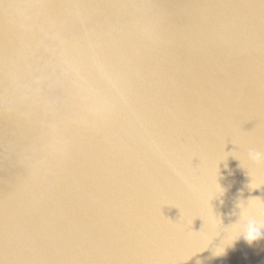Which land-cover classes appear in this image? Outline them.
I'll return each mask as SVG.
<instances>
[{
    "label": "water",
    "instance_id": "water-1",
    "mask_svg": "<svg viewBox=\"0 0 264 264\" xmlns=\"http://www.w3.org/2000/svg\"><path fill=\"white\" fill-rule=\"evenodd\" d=\"M250 150L264 0H0V264H264Z\"/></svg>",
    "mask_w": 264,
    "mask_h": 264
},
{
    "label": "clouds",
    "instance_id": "clouds-1",
    "mask_svg": "<svg viewBox=\"0 0 264 264\" xmlns=\"http://www.w3.org/2000/svg\"><path fill=\"white\" fill-rule=\"evenodd\" d=\"M248 160L251 161L253 164H260L264 162V152L250 150L248 153ZM218 186L220 189V191L218 192H221L222 190L220 188V185L218 184ZM237 207L241 209V221L234 224L237 228L238 234L243 235L244 239L249 245L264 240V224L258 223L255 219V217L258 216L264 217V209L255 208L248 202L244 203L243 201H241L237 205ZM235 238L236 236L233 237L231 234H227L226 236V239L229 241V244H231ZM215 250V252L213 251V255L216 257L222 256L225 252V248H222L220 246L216 247Z\"/></svg>",
    "mask_w": 264,
    "mask_h": 264
}]
</instances>
